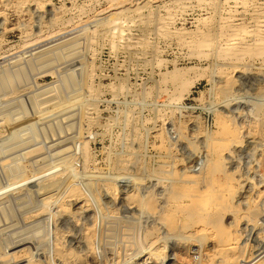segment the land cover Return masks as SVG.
I'll return each instance as SVG.
<instances>
[{
  "label": "rangeland",
  "instance_id": "obj_1",
  "mask_svg": "<svg viewBox=\"0 0 264 264\" xmlns=\"http://www.w3.org/2000/svg\"><path fill=\"white\" fill-rule=\"evenodd\" d=\"M168 1L0 0V264H264V43L234 62L248 4ZM187 175L226 203L204 258Z\"/></svg>",
  "mask_w": 264,
  "mask_h": 264
},
{
  "label": "bare ground",
  "instance_id": "obj_2",
  "mask_svg": "<svg viewBox=\"0 0 264 264\" xmlns=\"http://www.w3.org/2000/svg\"><path fill=\"white\" fill-rule=\"evenodd\" d=\"M188 1H190V0H173V1H168L169 2V4L171 5H175V6H178V7H180V6H182L183 4H185L186 2H188ZM193 1V0H192ZM196 2H200V1H204V0H195ZM212 1V0H211ZM229 1L230 0H219V6H218V8H219V10L220 9H222L223 7H225L224 5H227L228 3H229ZM237 2H242V4L241 5H244V3L247 5L248 4V6H249V8L243 13V15H242V17L241 16H238V12H239V10H238V8L236 7V9H233V8H231V11H228L227 13H226V15L228 16V17H226V18H224V17H220L219 18V21H220V23H217V24H219V26H217V28H216V33L218 34V37H222V38H224V43H221V44H225V46H226V48L227 47H229L230 46V44H231V46L233 45L232 43H235L238 39V35H245V39H244V36H243V40H242V42H241V44H240V46L241 47H239V48H236V47H238L237 45H236V47H234V48H236V49H234V50H232L231 52H230V55L228 54V56H230V58H232L233 59V61L234 60H239V58L242 56V53H244V51H246L247 50V48L248 47H250L251 45H260V44H263L264 43V7H262V3H260V0H236ZM166 2H164V4H165ZM251 3V4H250ZM168 4V5H169ZM165 5H167V3L165 4ZM165 5H164V7L163 8H165L166 9V7H165ZM169 5V6H170ZM171 5V6H172ZM236 6H240V4L238 5V4H236ZM168 7V6H167ZM169 8V7H168ZM167 8V9H168ZM166 11V10H165ZM237 15V16H236ZM242 18H246L247 20H248V23H247V25H242ZM161 21L159 22L161 25H164V26H166V25H168V22H169V20L168 19H160ZM210 33H211V30L209 29V28H206V32H204V38H202L201 40H198V41H196L195 42V45L196 46H200V45H202V44H205V43H207L206 42V40H205V38H208L209 37V35H210ZM215 33V34H216ZM128 38V37H127ZM131 38V37H130ZM134 39V38H133ZM127 40V39H126ZM129 41H131V40H129ZM134 41H135V39H134ZM223 47V46H222ZM262 47H263V45H262ZM224 48V47H223ZM257 48H258V46H257ZM227 51H228V49H222V52H223V56H227ZM256 53V52H255ZM254 53V54H255ZM245 55V54H244ZM258 55H259V53H258ZM227 56V57H228ZM242 60V59H241ZM235 62V61H234ZM185 87H186V85H184V84H182V91H184L185 90ZM185 94V93H184ZM179 96V95H178ZM183 97V96H182ZM229 132V131H228ZM230 133H232V131H230ZM228 135V134H227ZM228 137V136H227ZM227 139V138H226ZM224 140V139H223ZM229 142V141H228ZM228 145V144H227ZM217 146H219V145H216V146H214L213 147V149L214 150H218V148L220 147H218L217 148ZM223 146H225V145H223ZM221 148V147H220ZM227 149V148H226ZM213 150V151H214ZM225 151V150H224ZM247 160V159H246ZM216 163H218V162H216ZM202 168V167H201ZM211 176V175H210ZM182 177V176H181ZM187 177L188 178H190V179H192V180H190L189 179V181H183V185L181 186V189H183V190H188L187 191V193L185 194V196L184 197H186V203H187V205L185 206L186 207V213H184L183 215H186V216H188V217H190V218H186L185 220L187 221V219H189V221H187V222H189L190 223V225H191V227L192 228H194V229H196V225H198V224H200V225H202V230L204 231L203 232V234L201 235V233L200 232H202L201 231V229H200V231L198 232V233H200L198 236L199 237H201L202 238V240H204V244H202V249H201V253H202V257L204 258V254L206 253V250H205V248H206V244H207V242L208 243H213V241H221V240H224V239H226V236L224 237V236H221L220 237V235L219 234H217V232H215V231H210L209 232V234H207V230H214V229H217V231H218V227L216 228V226L215 227H213V226H211V222H210V217L211 216H208L207 214H208V212H206V213H204V212H201V211H203V210H206L205 209V207L207 206H209V204H206L207 202L206 201H208L207 199L210 197H212V198H214V204L212 205V208H211V210H212V212L213 211H215V213L213 212V217H214V214H216L217 212H219V210H223V206H226L225 204L226 203H224L225 201L223 200L224 199V197H222V191H221V189H216V188H218V187H216L215 188V186H214V182H213V180H212V177H210V179H209V181H210V183H209V181H208V185L207 184H205L204 186H203V188H204V190L203 191H201V187H199V185H200V183H198V181H197V177L196 176H190V175H187ZM202 181V180H201ZM193 185H197V186H195V187H193ZM207 185V186H206ZM192 187V188H191ZM221 187V186H220ZM190 190L193 192V190L195 191H199V195H197V192L195 191V193L193 192H190ZM228 190V189H227ZM226 191V190H225ZM116 192V191H115ZM149 192V191H148ZM110 194V193H109ZM112 194V193H111ZM176 194L177 195H180V193L178 194V193H174V199L176 200ZM196 196H195V195ZM201 194V195H200ZM203 195V196H202ZM183 196V195H182ZM181 195H180V197H182ZM112 197V196H111ZM113 197H115V196H113ZM183 197V198H184ZM179 198V197H178ZM197 198H199V199H197ZM112 199V198H111ZM59 201V200H58ZM48 202V201H47ZM60 202V201H59ZM56 203V204H58L57 206H56V204H55V206H56V208H58L59 207V209H58V212H59V210L61 209V206L59 205L60 203ZM177 202V201H176ZM63 203V202H62ZM199 203V204H198ZM86 204H88V203H86ZM125 204H127V203H125ZM221 204H224L223 206L221 205ZM64 205V204H63ZM84 205V204H83ZM112 205V204H111ZM110 205V206H111ZM128 205H133V203H131V202H129L128 203ZM127 205V206H128ZM135 205V204H134ZM199 205V206H198ZM49 208V207H48ZM55 208V209H56ZM129 208V207H128ZM154 208V207H153ZM210 208V207H209ZM222 208V209H221ZM179 210H180V208H178ZM54 210V209H53ZM61 210H63V209H61ZM60 210V211H61ZM217 210V211H216ZM57 211V210H56ZM181 211H184V210H181ZM208 211V210H207ZM199 212H201V213H203V214H201V213H199ZM221 212V211H220ZM109 212H107V214H108ZM94 214H96V213H94ZM110 214V213H109ZM108 214V215H109ZM161 214V213H160ZM164 214V213H163ZM206 214V215H205ZM93 215V214H92ZM91 215V216H92ZM103 215V214H102ZM105 215V214H104ZM135 215V214H134ZM182 215V214H181ZM212 215V214H211ZM219 215V214H218ZM94 217L95 216H97V215H93ZM130 216V215H129ZM215 216H217V215H215ZM113 217V216H112ZM88 218H90V217H88ZM114 218V217H113ZM116 218V217H115ZM97 219V218H96ZM94 219L92 218V221H93ZM218 220V219H217ZM94 222H96V221H94ZM216 223V222H215ZM91 224V223H90ZM92 225H95V224H92ZM79 226V225H78ZM131 226V225H130ZM91 227V226H90ZM103 227V226H102ZM125 227V226H124ZM92 228V227H91ZM90 228V229H91ZM201 228V227H200ZM86 229H88V228H86ZM88 230V233H86L85 235H87L86 237L88 238V241L89 242H87V243H89L90 244V246L91 247H93L92 245H93V243L96 241H93L94 240V237L97 235V233L94 231L93 232V230H95L94 228L93 229H91V230ZM83 230V229H82ZM85 230V229H84ZM193 230V229H192ZM199 230V229H198ZM101 231V230H100ZM83 232V231H82ZM206 232V233H205ZM50 233V232H49ZM135 233V232H134ZM79 234V233H78ZM99 234H100V232H99ZM61 235V234H60ZM76 235V234H75ZM101 235V234H100ZM136 235V234H135ZM58 236V235H57ZM63 236V235H62ZM83 236V235H82ZM102 236V235H101ZM56 237V236H55ZM100 237V236H99ZM198 237V238H199ZM229 236H227V238H228ZM84 237H82V239H83ZM85 240H86V238H84ZM83 239V240H84ZM100 239V238H99ZM155 239V238H154ZM81 240V239H80ZM79 240V241H80ZM202 240H200V241H202ZM228 240V239H227ZM54 241H57L56 242V244H54L55 245V250H54V252H55V254H57L58 252H59V250L61 251V244H62V242L64 241H61V239H57V240H54ZM54 241H52V242H54ZM99 241V240H98ZM100 241H101V239H100ZM75 242V241H74ZM81 242H82V240H81ZM85 243V242H84ZM200 243V242H199ZM52 244V243H51ZM94 244H96V243H94ZM222 244V243H221ZM224 244V243H223ZM84 245V244H83ZM87 244H85V246H86ZM150 246V245H149ZM230 246V245H229ZM87 247V248H86ZM85 248L88 250V246H86ZM223 247H227V246H223ZM64 248V247H63ZM94 248V247H93ZM93 248H91V249H93ZM96 249V248H95ZM94 249V250H95ZM93 250V251H94ZM85 251V250H84ZM92 251V250H91ZM49 252H50V249H49ZM241 252V251H240ZM245 252V251H244ZM200 253V254H201ZM210 256H213L214 255V252L213 251H211V248H210ZM220 253V252H219ZM51 254H52V252H51ZM60 254V253H59ZM94 254V253H93ZM87 255V254H86ZM91 256V255H90ZM241 256V255H240ZM53 257H54V255H53ZM218 257V256H217ZM89 258V257H88ZM86 259V258H85ZM115 259V258H114ZM58 260H59V262H60V264H72L70 261H69V259H67V256L66 255H58ZM210 260V259H209ZM220 260V259H219ZM78 261V260H77ZM205 261H207V260H205ZM221 261V260H220ZM202 262V261H201ZM110 263V262H109ZM75 264H85V262H83V261H78V262H76ZM87 264V263H86ZM201 264H207L206 262H203V263H201Z\"/></svg>",
  "mask_w": 264,
  "mask_h": 264
}]
</instances>
